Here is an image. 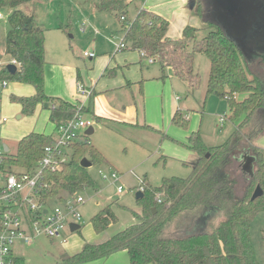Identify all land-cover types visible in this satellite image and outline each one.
<instances>
[{"label":"trees","instance_id":"obj_1","mask_svg":"<svg viewBox=\"0 0 264 264\" xmlns=\"http://www.w3.org/2000/svg\"><path fill=\"white\" fill-rule=\"evenodd\" d=\"M30 1L0 0V8L10 10L5 55L19 63L14 74H10L6 67L0 68V77L31 86L35 92L32 97L16 99L21 114L31 116L37 105L46 104L50 121L57 129L77 112L88 111L81 104L45 95L44 33L35 25L32 15L18 9ZM129 5L127 0H97L96 10L120 16L119 22L122 23L120 18H126ZM196 5V15L202 27H186L178 39L168 38L170 24L164 17L145 9L136 12L129 24L121 25L122 38L128 48L143 53L145 58L160 66L161 79L166 78L165 71L170 69L176 78L188 83V91H194L199 85L193 56L195 53L205 56L209 61L206 94L226 97L230 120L241 119V122L218 146H206L200 133L192 132L184 143L196 155L188 177L164 178L157 187L142 179L143 197L137 200L141 211L134 214L136 221L104 242L85 244L73 255L63 254L58 264L93 262L119 251L127 253L129 264H258L249 228L253 218L264 211V158L261 150L247 141L248 138L254 140L256 135L247 134L246 128L252 120L255 124L264 122V67L260 61L250 67L244 62L237 45L221 26L208 18L206 0H196ZM200 30H206V34L198 40ZM240 95L243 99H236ZM95 119L101 123L100 118ZM172 122L185 125L187 120L176 111ZM52 136L43 133L24 136L17 142L15 152L8 154V162L21 170L31 171ZM81 139L73 143L71 158L59 171L44 173L46 188L41 191L44 201H63L88 186L93 187L94 182L87 169L80 166V161L87 159L91 166L105 165L106 158L86 135ZM244 151L255 161L253 177L239 196L231 166ZM257 185L262 196L251 201ZM159 194L160 203L157 202ZM208 214L218 216V222H210L204 227L203 216ZM117 220L111 207L106 206L89 222L96 234H102ZM176 220L180 228L165 233ZM16 264L25 263L16 257Z\"/></svg>","mask_w":264,"mask_h":264},{"label":"rangeland","instance_id":"obj_2","mask_svg":"<svg viewBox=\"0 0 264 264\" xmlns=\"http://www.w3.org/2000/svg\"><path fill=\"white\" fill-rule=\"evenodd\" d=\"M170 1L127 0L130 5L125 14L126 21H121V24L126 26L128 22L133 21L136 12L144 8L160 14L169 21L171 24L168 34L173 37L178 36L181 30V23L177 22L178 19L188 21L187 25L190 27L201 28V20L196 13L179 16L176 7L169 5ZM234 1L241 3L242 15H246L247 18L242 31L237 27H226L225 24L224 27H226V34L242 51L244 62L250 67L260 61L258 59H264V0ZM96 3L97 0H31L18 8L32 15L35 25L44 33L45 95L63 97L60 94L67 89L63 81L66 74L64 67L73 68V70L79 68L83 75L86 73L84 69L90 68L97 59L116 52H123V50L117 51V46L122 39L120 16L96 11ZM0 12L3 15V19L0 20V64H3L7 60L3 52L6 34L9 30L7 17L10 10L1 8ZM211 17L215 19L216 15L211 14ZM66 26L68 29H65ZM205 34L206 30H200L197 39H201ZM84 53H94L97 56L94 58L95 62L84 58ZM136 56L141 61L140 67L144 77L151 79L161 75L158 64H150L145 57L137 54ZM193 64L199 81L194 91H188V83L176 78L170 69L165 71L168 75L167 80L164 82L161 80L148 81L143 87L142 108L138 107L137 122L140 125L145 121L159 128L160 132L165 135V140L158 138L161 134L123 126L114 119L108 122L107 127H102L94 117L81 115L83 120L92 121L94 132L87 137L106 157L109 165L95 164L87 168L94 185L86 187L77 194L83 200V203L77 206V213L80 215L78 221L80 229L75 232H70L69 229L63 230L54 239L41 234L29 243L17 242L12 246L16 257L27 264L61 262L63 254L67 255L74 249L80 250L85 244L104 242L108 236H112L136 221L134 214L141 210V206L135 195L140 188H143L140 185L143 178L146 182L149 181L151 186L157 187L164 178H186L190 175L191 167L188 164L193 162L195 157L184 143L192 132L198 131L206 146H218L225 142L241 119L230 120L226 97L219 98L206 94L209 74L207 58L195 53ZM258 74L260 73H257V77H260ZM89 80L95 82L91 77H85L83 82L86 86L91 83ZM262 84L264 86V82ZM76 92L77 95H81L77 86ZM237 97L235 98L238 100L243 99L242 95ZM118 99L121 100L122 97L118 96ZM173 103H176L179 112L186 118L185 125H176L172 122ZM110 104L113 105L111 100ZM224 115L226 120L221 124L219 117ZM17 116L13 110L12 116L8 118L9 124H7L6 131L2 134L0 132L1 141L7 145L9 155L15 152L17 142L25 134L22 132H26L25 129L30 121V117L25 115H22L21 120H16ZM43 116L38 117V124L45 125L47 118L44 120ZM17 125L22 128L20 129ZM250 132L253 136L256 135L255 138L261 137L259 144L254 140H251V143L261 147L264 158V122L255 124L252 120L250 126L246 128V133ZM245 152L242 155H245ZM162 155L165 161L158 160ZM231 168L237 182L236 194L241 196L243 187L250 182L251 178L247 175L243 176L240 172L241 168L235 162ZM114 171L119 176L116 182L109 178L105 181L100 174L101 172L109 176ZM118 188L121 189L120 193L117 192ZM72 199L68 197L64 202L53 199L49 204L50 207H63L66 201H72ZM106 206L111 207L118 220L102 234H96L89 221ZM173 229L174 226H170L165 233L172 232ZM249 230L255 259L258 264H264V211L259 212L253 218ZM62 240L66 242L62 243ZM115 264H129L127 254H122Z\"/></svg>","mask_w":264,"mask_h":264},{"label":"crops","instance_id":"obj_3","mask_svg":"<svg viewBox=\"0 0 264 264\" xmlns=\"http://www.w3.org/2000/svg\"><path fill=\"white\" fill-rule=\"evenodd\" d=\"M169 5L171 6L174 5L176 7V11L179 12V16H188V15L195 13L196 5L195 3L194 4L192 3V0H171L169 2ZM95 9H96V5H95ZM177 22L181 23L180 24L181 30H180L179 35L176 37H173L171 36V34H168V38L171 40L180 38L183 30L186 27H190L187 25V23L189 24L188 21H183L182 19L180 20L178 19ZM169 24L171 23L169 22ZM120 25L122 24L120 23ZM200 26L202 27L201 23H200ZM3 53L5 55V51ZM136 54L140 55L139 52L131 50L130 48L127 47L125 50H123V52H119V53L116 52L114 54L103 56L97 59L96 62L94 61L95 59H92V60L88 59L95 63H93L90 68L84 69L86 73H84L83 75L81 74V71L79 68H76L75 70H73V68L64 67V70H65L64 73L66 74L63 77V81L64 83H66L67 89L61 92L60 95L63 96L62 98L59 96H56V98H60L72 104H77V105L82 104L84 109L87 110L88 112H83L81 113V115H89L94 118H100L101 119L100 124L102 125V127H107L108 122L114 119L123 126L152 131L153 133L158 134V135L161 134L160 137L158 138H160V140L162 139L165 140L164 139L165 135H163V133L160 132L159 128H155L151 126L150 124L146 123L145 121L141 122L139 125L137 122V119L139 115L138 107L142 108L143 87L147 85L148 81L150 82V81L161 80L162 82H164L165 80L168 79V75H166L165 79H161V75L152 77L151 79L144 77L143 70L140 67L141 61L137 59ZM9 59L10 58L7 56V60ZM150 64H157V63L154 62ZM160 73H161V69H160ZM85 77H91L92 79L95 80V82H93L92 80H89L91 81V83L88 86H86L83 82ZM44 82H45V78H44ZM11 83L13 85H11ZM77 83H81L84 86V88L90 92V95L87 97L82 96V95H77V92H76ZM34 93H35L34 89L31 86L16 83V82H10L8 88L4 91V94L2 96V102H1L2 113L7 118H9L10 116H12V112L14 110L18 115L16 117V120H19V119L21 120L22 118L21 106L16 102V99L22 98V97L29 98V97H32ZM118 96H121L122 99L119 100ZM110 100L113 103V105L110 104ZM176 111H179V110L176 106V103L175 104L173 103L172 117L174 116ZM262 112L264 114V109ZM40 115L42 116L44 115L42 117L44 120L47 118L45 125H43L42 123L38 124L37 119ZM27 117H30L29 119L30 121H28L29 125L25 129L26 132H22V133H25L22 135L23 137L30 133H43L46 135H53V136L55 135L56 129H55V126L50 121L49 109L45 108L42 105H37L34 110V113L31 116H27ZM7 124H9V119L7 123H5L2 126L1 134L6 131ZM154 125H157V124H154ZM17 127L19 126L17 125ZM42 127L43 129L41 130ZM19 128L21 129L22 127H19ZM22 136L21 138H23ZM260 139L261 137L259 136V138H255L254 141L258 143ZM251 140H253V138L247 139L248 142ZM4 145L7 146L6 144ZM253 145L258 147L262 152V149L259 145H256V144H253ZM208 147H213V146H208ZM246 154L248 156L249 153L245 152V155ZM193 155L195 159L193 162L188 164L189 166L195 163L196 161V155L194 153ZM238 156H237V159H235V163L239 167V165L243 163L244 160L241 159L243 155L242 156L240 155V157ZM164 159L165 157L162 155V156H159L158 160L165 161ZM105 165H109V161L107 159H106ZM241 174L245 176L242 172ZM143 180L145 181L146 184L150 185L149 181L146 182L145 178H143ZM140 211L138 213H140ZM217 217L218 216H214L211 214L203 216L202 222L204 224V227L208 226L210 222L211 223L218 222L219 217L218 218ZM176 222L177 221L173 223L174 225L173 224L171 225V226H174V229L172 230V232L180 228L179 221L178 223ZM170 232L171 231H168V233ZM109 237L110 236H108V238ZM80 250L74 249L72 250L73 252H70L67 254L73 255L79 252ZM124 253L126 252L119 251V252H116L106 257L105 259L88 262V263H82V264H115L116 261L119 258H121L122 254ZM58 263L59 262L57 261V262L49 263V264H58Z\"/></svg>","mask_w":264,"mask_h":264},{"label":"built area","instance_id":"obj_4","mask_svg":"<svg viewBox=\"0 0 264 264\" xmlns=\"http://www.w3.org/2000/svg\"><path fill=\"white\" fill-rule=\"evenodd\" d=\"M1 10V8H0ZM3 15L0 12V20ZM121 21H126L124 17ZM129 24V23H127ZM127 44L123 38L117 46V51L125 50ZM144 57L143 53H140ZM86 59H94V53H84ZM148 63L152 59L146 58ZM14 65L16 69L19 63L10 58L0 64V68L7 65ZM9 81L0 77V132L2 126L7 123L8 118L2 113L1 102L4 91L9 86ZM82 96H89L90 92L81 83L76 84ZM81 106H83L81 104ZM226 116L219 117V123L223 124ZM93 128L91 120H83L77 112L75 116L60 125L51 137L50 143L43 149L42 157L33 166L31 171L21 170L8 162L9 151H5L4 143L0 138V264H16V256L13 254L12 246L15 243H29L37 235H45L50 239L57 238L61 231L68 230L71 224H77L80 215L77 213V206L83 203L80 196L75 195L72 201H66L61 207H50L52 200H43L41 191L46 188L44 173L46 171H59L71 158V146L81 140L85 131ZM102 175L103 180L108 178L113 182L119 179L114 171L109 176ZM142 186V181H140ZM139 191H143L140 188ZM120 193L121 189L118 188ZM160 203V194L157 196ZM65 199H63L64 202ZM70 230V229H69ZM62 240V243H65Z\"/></svg>","mask_w":264,"mask_h":264},{"label":"water","instance_id":"obj_5","mask_svg":"<svg viewBox=\"0 0 264 264\" xmlns=\"http://www.w3.org/2000/svg\"><path fill=\"white\" fill-rule=\"evenodd\" d=\"M192 3L193 4L195 3V5H196V0H192ZM242 7L243 6H241V3L236 2L234 0H206V14H207L208 18L212 22L221 26L223 28L225 34H226V27H237L238 29H240L242 31V26L244 25L245 19L247 18L246 15H242V13H243ZM196 11H197V5L195 7V13H196ZM211 14L216 15V18L214 17L215 19H213L211 17ZM224 24L226 25V27H224L225 26ZM263 38H264V35H263ZM230 39L233 41L232 38H230ZM239 50H240V48H239ZM241 53H242V51H241ZM258 60L262 61V64L264 65V59H258ZM6 69L10 74H14L17 70L16 67L14 65H11V64L7 65ZM44 107L46 108L47 105L45 104ZM93 132H94L93 128H89L85 131V135L90 136ZM4 149L6 152L8 151L7 146H5ZM206 156H208V155H206ZM241 159H243L244 162L239 165V167L241 168L240 171L244 175H247L249 178H252L253 177L254 161H255L254 158L247 156V154H246V155H243L241 157ZM80 166L82 168L87 169L88 167L91 166V163L87 159H82L80 161ZM261 196H262V190H261L260 186L257 185L255 187V190L253 191V193L251 195L250 200L254 201L255 199H257ZM142 197H143L142 192L137 191V193L135 195L136 200H139ZM152 211L155 212V209H152ZM69 229H70V232H75V231H78L80 229V226L77 224H71Z\"/></svg>","mask_w":264,"mask_h":264}]
</instances>
